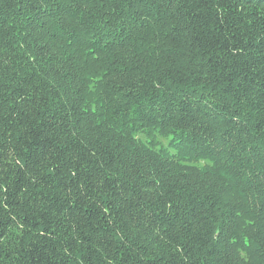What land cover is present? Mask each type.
Returning <instances> with one entry per match:
<instances>
[{
	"label": "trees",
	"instance_id": "obj_1",
	"mask_svg": "<svg viewBox=\"0 0 264 264\" xmlns=\"http://www.w3.org/2000/svg\"><path fill=\"white\" fill-rule=\"evenodd\" d=\"M0 264H264V0H0Z\"/></svg>",
	"mask_w": 264,
	"mask_h": 264
},
{
	"label": "rangeland",
	"instance_id": "obj_2",
	"mask_svg": "<svg viewBox=\"0 0 264 264\" xmlns=\"http://www.w3.org/2000/svg\"><path fill=\"white\" fill-rule=\"evenodd\" d=\"M170 136H163V135H158L156 138V142L159 144H163L164 146H168V141Z\"/></svg>",
	"mask_w": 264,
	"mask_h": 264
}]
</instances>
